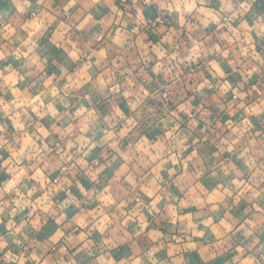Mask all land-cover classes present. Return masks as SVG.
I'll list each match as a JSON object with an SVG mask.
<instances>
[{"label": "clouds", "instance_id": "obj_1", "mask_svg": "<svg viewBox=\"0 0 264 264\" xmlns=\"http://www.w3.org/2000/svg\"><path fill=\"white\" fill-rule=\"evenodd\" d=\"M256 4L0 8V264H264Z\"/></svg>", "mask_w": 264, "mask_h": 264}, {"label": "crops", "instance_id": "obj_2", "mask_svg": "<svg viewBox=\"0 0 264 264\" xmlns=\"http://www.w3.org/2000/svg\"><path fill=\"white\" fill-rule=\"evenodd\" d=\"M17 2H22V0H17ZM10 5V0H0V8H7ZM255 7L258 9L259 12L264 13V0H257V4ZM133 12H135V9H133ZM152 19H155V15H153ZM179 28V26H177ZM42 43H46V41H42ZM261 47H264V42H261ZM57 58L63 62L64 61V56L57 54ZM232 79L233 82H238L239 81V76L237 74H232ZM254 83H257L258 85L264 86V71H260L254 80ZM218 117L222 116L221 113H217ZM256 127L264 129V117L256 118L254 120ZM39 195V193L37 194ZM183 225H180L179 228H182ZM179 228L177 231H179ZM216 264H231V256L226 254L222 260H219L216 262Z\"/></svg>", "mask_w": 264, "mask_h": 264}]
</instances>
